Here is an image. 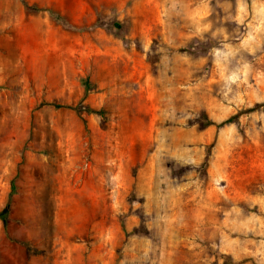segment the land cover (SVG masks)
Listing matches in <instances>:
<instances>
[{
    "label": "rangeland",
    "instance_id": "rangeland-1",
    "mask_svg": "<svg viewBox=\"0 0 264 264\" xmlns=\"http://www.w3.org/2000/svg\"><path fill=\"white\" fill-rule=\"evenodd\" d=\"M263 102L264 0H0V264H264Z\"/></svg>",
    "mask_w": 264,
    "mask_h": 264
},
{
    "label": "trees",
    "instance_id": "trees-1",
    "mask_svg": "<svg viewBox=\"0 0 264 264\" xmlns=\"http://www.w3.org/2000/svg\"><path fill=\"white\" fill-rule=\"evenodd\" d=\"M82 84H84V89H85V94L84 96L88 93V91L90 90V84L88 79H82ZM51 105L55 106V107H65V108H71L74 109L77 113H79L80 115L82 114V112H86V113H96V114H101L104 113V111L102 109H95L89 105H82V103H80L77 106H74L72 104H61V103H57V102H51ZM264 107V102L263 103H259L256 104L255 106H252L250 108L247 109H242L237 111L235 114L231 115L230 117H228L227 119L223 120V121H214L212 119H210L207 114L205 112H202L201 114V120H202V124L204 126H210V125H214L216 128H221L224 125L236 121L243 113L245 112H251L254 110H258L259 108ZM84 122L86 123V120L83 119ZM215 139L212 141V143L210 145H208V152H210L211 148L215 145ZM10 210H11V203L10 201H8L5 206L0 209V219L3 221V225H4V229L7 232V227H8V221H9V214H10ZM18 242L20 244H24L27 248L28 251H35L33 245L28 242V241H20L18 240ZM247 261V259H243L240 261H234L231 257H226V263L225 264H243ZM257 264V263H255Z\"/></svg>",
    "mask_w": 264,
    "mask_h": 264
}]
</instances>
